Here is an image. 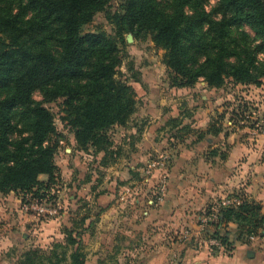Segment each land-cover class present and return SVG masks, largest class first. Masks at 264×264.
<instances>
[{
  "label": "trees",
  "instance_id": "trees-1",
  "mask_svg": "<svg viewBox=\"0 0 264 264\" xmlns=\"http://www.w3.org/2000/svg\"><path fill=\"white\" fill-rule=\"evenodd\" d=\"M113 1L0 0L1 195L23 194L22 205L28 199L44 202L40 194L56 181L59 142H54L57 127L47 108L51 103L63 101L64 120L78 149L111 155L109 132L126 127L138 103L121 72L127 34L149 39L165 52L163 64L172 88L188 89L201 81L216 90L228 83L261 86L264 0H120L112 13ZM103 13L115 36L84 33ZM37 94L42 100H36ZM219 133L211 124L205 134ZM196 135L199 141L204 138L203 132ZM113 155L117 160L120 150ZM42 176L48 181H41ZM260 214L261 207L249 201L221 208L217 221L208 224L211 236L223 248L234 249L229 226L236 225L240 235L256 234L264 223ZM67 233L65 248L56 247L64 248L63 256L54 251L56 261H49L61 264L70 249L71 264H86L76 232ZM20 260L43 261L38 249Z\"/></svg>",
  "mask_w": 264,
  "mask_h": 264
},
{
  "label": "rangeland",
  "instance_id": "rangeland-1",
  "mask_svg": "<svg viewBox=\"0 0 264 264\" xmlns=\"http://www.w3.org/2000/svg\"><path fill=\"white\" fill-rule=\"evenodd\" d=\"M215 2L216 0H211V4ZM119 5L120 0H114L111 4L110 12L115 13ZM106 16V13L101 14L96 21L84 28V33L104 31L110 36H115L114 26L109 23ZM128 35L131 34L125 36L126 41ZM164 55L165 52L156 48L149 39L140 41L134 38L133 42H127L121 72L130 83L135 82L137 81L136 79H140L139 76L141 75L137 68L141 69L145 62H149L151 67L149 69L155 70L153 71L154 79L161 83L159 87L162 89L159 93L163 97L169 98L168 96L171 91L177 92L178 90H187L171 87L167 70L163 64ZM260 59L264 61V56H260ZM130 70L134 71L135 78L134 76L132 78ZM148 80L152 79L149 77ZM200 83L204 82L201 81L194 87L188 88V90L198 88L194 94L199 98L198 103L206 102L209 104V107L213 106L219 109L215 111L212 121L209 122L208 126L204 129V138L201 139V145L205 146L206 142L204 140L207 137H213V146L208 145L206 150L203 149L204 153L202 152L199 154L200 158L206 161L217 159L226 162L231 147L229 142L232 143L234 140L228 141L230 135H235L236 144L238 143L246 147H254L255 145L261 148L264 147V79H262L261 86H241L228 83L224 88L219 90L207 87V91L203 89ZM181 95L184 97L187 96L183 91H179L177 96ZM174 96L176 97V95ZM35 97L38 101L42 100L39 94ZM203 97H205V101H202ZM47 108H49L54 115L57 127V136L54 138V142H59L55 158L59 172L56 176V181L50 185L46 192L41 193L40 196L43 197L49 209L56 210V214H42L38 216L35 212H25L22 209L21 203L20 208L27 216H37L38 222L45 224L52 218H60L61 222L57 229H52L54 235L51 236H56V238L53 237L54 240L42 243L44 244L42 247H40L42 244L39 245L36 242L34 244L24 243V245L21 246L18 240L13 244L3 245L0 243V264H20L22 261L20 259L24 253L36 249L40 250V256L43 260L40 264H52L49 260L51 259L53 262L56 261L53 257L54 251H56L59 257L63 256L65 251L64 245L68 239V230H74L76 232L74 237L76 236L79 238L78 242L82 248V252L86 256V264H149L148 262L150 260H146L147 249H139L136 251L129 247L126 248L124 243L120 244V237L117 236L119 239L116 238L115 231L118 229L123 216L126 218V228L130 227L129 215L130 212L135 209L143 214L145 211L164 208L165 203H162V198L164 188L167 186L166 180H168L166 179L167 175L165 171L168 169V166H170L169 168L171 171L173 170V155L175 156L178 148L180 150V147L175 149V144L179 141L177 140V132L184 129L183 133L179 135H182L181 140H190L191 136L199 132L194 128V121H192L194 113L186 111L185 118L181 121V124L180 122L170 120L167 122L164 130L162 128V134H166L164 140H162L165 149L153 151V156H151L150 160L147 162L146 168H143V170L139 172L136 171V173L133 171L132 176L137 179V182H140V185L136 193L130 197V186H121L119 188L116 183L115 179L119 169L117 166L119 158L115 160L113 154L116 149H119L118 147L121 146V144L125 143L123 157L128 160L132 149L131 146L134 145L135 139L138 138L136 136L138 135L140 139L142 138L144 129L148 127V122L145 123V118L147 117L143 115L145 110L142 109V106L137 103L136 113L126 127H116L109 132V136L113 141V147L110 149V156H106L105 153H96L92 148L84 151L76 147L74 135L67 126V122L64 120L66 113L63 101L51 103L47 105ZM211 124H215L216 129L220 130L219 134L215 136L205 134L207 130L210 129ZM121 130H125L127 134L125 139L122 137ZM136 130L138 133L135 135L133 133L136 132ZM172 139H174V141H171ZM198 139L197 135V140ZM214 152L218 154H214ZM247 156L248 155L244 154V157ZM223 157H225V159ZM189 158V162L195 161L193 157ZM253 160L251 164L249 163L248 166L246 165L247 167H242L238 164L233 168L230 167L226 169L223 165L219 164L220 169H218L216 177L218 178L220 176V181H223L218 184L220 185L218 190L221 191L223 195L213 200L201 211H196L195 215H199V219L195 218L196 227L190 230H194V232L196 230L200 231L198 236L190 232L185 234L187 247L189 246L190 249H200L202 246L209 245L218 248L221 244L220 241L212 238L210 233L212 232V228H210L208 225L209 223L205 221L208 218L206 216L207 212H212L215 208L221 209L228 208L229 206H240L244 201H249L261 207L260 219L264 221V165L259 163L261 159L254 158ZM152 163L156 164V167L149 175L147 171L149 165ZM163 163L165 165H163ZM180 170L182 171V169H178V167L174 169L173 179L180 177L178 174ZM184 171V176H186L184 180L186 184L184 182L183 187H189L196 177L194 176L196 170L191 168L185 169ZM74 172H77L76 177H74ZM129 177H131V174H129ZM226 178H229L228 181H225ZM73 179H76V185L79 186L77 192L69 190L68 184H70ZM45 180L48 181L47 177ZM81 184L85 187L83 188ZM66 187H68V190H65ZM86 193L92 196L90 201L83 198V194ZM73 194L77 196L74 203H72L73 200L71 199ZM120 194H124L125 196H121ZM9 195L13 198L19 197L22 201L23 194L12 193ZM188 195L190 194L187 193L182 199L188 200ZM3 197L5 196L0 194V198ZM228 200L231 201L232 204L223 206V202ZM5 204L6 202L0 200V209H2L4 213H8ZM7 222L8 219H4L0 216V241L1 237L4 235ZM87 229L89 232H87ZM229 232L234 249L224 247L226 253L232 252L237 246L259 250L261 245V248H264V223L257 230L256 234L250 236L240 235L236 225H230ZM78 233L81 235L77 236ZM177 236L178 235L173 233L172 240L177 238ZM104 239H106V243H109L107 245L105 244V246L102 245L101 248L99 243ZM117 240L118 245L116 243ZM60 244L64 248L62 249L59 247L56 249L57 245ZM171 251L174 253L173 255L178 254V249H171ZM71 252L72 251L69 249L65 255V261L61 264H71ZM173 257V260L177 258V256ZM87 258L90 260H87Z\"/></svg>",
  "mask_w": 264,
  "mask_h": 264
},
{
  "label": "crops",
  "instance_id": "crops-1",
  "mask_svg": "<svg viewBox=\"0 0 264 264\" xmlns=\"http://www.w3.org/2000/svg\"><path fill=\"white\" fill-rule=\"evenodd\" d=\"M149 68H151L149 62H145L141 69L137 68L141 74L139 76L140 79L131 83L136 92L138 104L145 110L143 115L147 117L145 118V123L148 122V127L144 129L141 139L138 135L136 136L138 138L135 139L134 145L131 146L132 149L128 160L123 157L125 143L118 147L120 150L117 165L119 169L115 180L119 188L121 186H130V197L136 193L140 185V182H137V179L133 178V171L136 173V171L139 172L143 168H146L147 162L153 156V151L165 149L162 140H164L166 134L163 135L162 131L166 127L167 122L170 120L182 121L185 118L186 111H191L194 113V118H192L194 128L199 132H203L208 126V123L212 121L215 111L219 110L213 106L209 107V104L206 102L198 103L199 98L194 95L198 88L193 90H178L177 92L171 91L168 96L169 98L163 97L159 93L162 89L159 87L161 83L154 79L153 71L155 70ZM131 73L133 75L134 71ZM148 76L152 80H148ZM200 84L207 91V84ZM179 91H183L187 96H177ZM203 100L205 101V97L202 98ZM179 131L177 132V140L179 141L175 144V149L180 147V150L178 148L177 155H173V170L171 171L170 166H168V169L165 171L167 175L166 179L168 180H166L167 183L164 182L167 185L164 188L162 198V203H165L164 208L145 211L143 214L137 209L131 211L129 215L130 227L126 228V218L123 216L118 229L115 231L116 238L117 236L120 237V239H117L121 241L120 244L124 243L126 248L129 247L136 251L139 249H147L146 260H150L148 262L149 264H264V248H261V245L259 250L237 246L230 253H226L224 248L219 245L217 252L214 253L211 249L214 246L207 245L202 246L200 249H190L189 246H186L187 242L185 241V234L189 232L196 236L199 235L200 230H196L195 232L194 230H190L196 227L195 218L199 219V215H195L196 211H201L213 200L223 195L218 190V187H220L218 185L220 184L219 182L223 181H220V176L218 178L216 177L218 169H220L219 164L223 165L226 169L233 168L238 164L239 166L247 167L249 163L251 164L254 161V158H258L261 159L259 163L264 165V147L261 148L258 145L246 147L238 143L236 144L235 135H230L228 141L234 140L232 143L229 142L231 147L226 162L217 159L206 161L202 160L199 154L204 153L203 149L206 150L208 145L213 146V137H207L204 140L206 145L202 146V142L197 140L196 134L191 136L190 140H181L182 135H179L183 133V130ZM137 133L136 130L133 134L136 135ZM121 134L124 139L127 137L125 130H121ZM171 141H174V139ZM244 154L248 156L244 157ZM189 157H193L195 161L189 162ZM176 167L182 169V171L180 170L178 173L180 175L179 178L173 179L174 169ZM191 168L196 170L194 172V176L196 177L189 187H183V183L185 182L184 177H186L184 176V170ZM128 173L131 174V177H129ZM76 176L77 172H74V177ZM45 179V176L40 178L41 181H46ZM228 179L226 178L225 181H228ZM76 184V179H73L68 184L69 190L77 192L79 186ZM81 186L83 188L85 187L82 184ZM65 190H68V187ZM187 193L190 194L187 197L188 200H183L182 198ZM120 195L123 196L124 194ZM76 198L77 196L75 194L71 196L72 203L75 202ZM83 198L90 201L92 196L86 193L83 194ZM0 200L6 202L5 207H7L8 211V213H4L0 209V216L8 219L5 225L4 235L1 237V244H13L18 240L21 246L24 243L34 244L35 242L41 245L56 238V236H53L54 238L51 236L54 235L52 229H57L60 225V218H52L44 224L38 222L37 216L25 215L20 208L21 200L19 197L13 198L11 195H7L0 198ZM87 232H89L88 229ZM173 233L178 236L172 240ZM108 243L104 239L99 245L102 248V245L105 246ZM116 243L118 245V240ZM171 249H178V254L173 255L174 253ZM173 256H177V258L173 260ZM87 260L90 259L87 258Z\"/></svg>",
  "mask_w": 264,
  "mask_h": 264
},
{
  "label": "built area",
  "instance_id": "built-area-1",
  "mask_svg": "<svg viewBox=\"0 0 264 264\" xmlns=\"http://www.w3.org/2000/svg\"><path fill=\"white\" fill-rule=\"evenodd\" d=\"M163 165H165L163 163ZM156 167V164L152 163L151 165H149L148 167V171H147V174H151V171ZM232 202L231 201H225L223 202V206H229L231 205ZM22 209L25 211V212H35L38 216H41L42 214H52V215H55L56 214V210L55 209H49L47 207V203L46 202H39L37 200H27V202L22 205ZM218 212H219V209L218 208H215L214 209V212H213V215L210 216L209 218H207L205 221L208 222V223H214L217 221L218 219Z\"/></svg>",
  "mask_w": 264,
  "mask_h": 264
},
{
  "label": "water",
  "instance_id": "water-1",
  "mask_svg": "<svg viewBox=\"0 0 264 264\" xmlns=\"http://www.w3.org/2000/svg\"><path fill=\"white\" fill-rule=\"evenodd\" d=\"M133 36L132 35H128V37H127V42L128 43H131V42H133Z\"/></svg>",
  "mask_w": 264,
  "mask_h": 264
}]
</instances>
